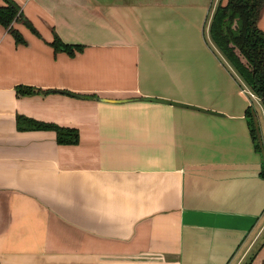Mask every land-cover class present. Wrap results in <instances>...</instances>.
Returning a JSON list of instances; mask_svg holds the SVG:
<instances>
[{"label":"crops","instance_id":"crops-1","mask_svg":"<svg viewBox=\"0 0 264 264\" xmlns=\"http://www.w3.org/2000/svg\"><path fill=\"white\" fill-rule=\"evenodd\" d=\"M13 1L37 35L0 26V264H235L264 178L249 99L203 35L214 0Z\"/></svg>","mask_w":264,"mask_h":264},{"label":"trees","instance_id":"trees-1","mask_svg":"<svg viewBox=\"0 0 264 264\" xmlns=\"http://www.w3.org/2000/svg\"><path fill=\"white\" fill-rule=\"evenodd\" d=\"M263 8L264 0H225L224 3H217L208 19L207 34L211 44L224 58L236 79L249 89L264 109V33L258 27ZM13 22L22 23L32 34L37 35L28 20L23 17L18 5L13 0H2L0 26L6 29L14 42L24 43L17 30L11 26ZM49 46L54 52L61 51L68 55L80 49L79 46L62 43L53 31ZM16 90L21 94L34 91L29 87H17ZM244 118L253 149L259 153L262 144L254 110L250 109V105L244 110ZM16 125L19 130L53 131L58 144L76 142L77 136L73 130L52 124L16 117ZM260 173L264 178L263 168ZM259 264H264V257Z\"/></svg>","mask_w":264,"mask_h":264},{"label":"rangeland","instance_id":"rangeland-1","mask_svg":"<svg viewBox=\"0 0 264 264\" xmlns=\"http://www.w3.org/2000/svg\"><path fill=\"white\" fill-rule=\"evenodd\" d=\"M224 1L225 0H214V5L212 7V11H213V8L215 7V5L217 3H224ZM11 26H12V24H11ZM203 35H204L205 41L209 45L211 42H210V40L208 38L207 26H206V28H204ZM212 49H214V52L217 53L216 56H218L219 59L224 60V58L220 55V53L214 47ZM224 65L228 68V70L232 74H234L233 71L231 70V68L228 66V64L226 62H224ZM237 81H238V84L240 85V89L245 93V95L249 99L250 109L254 110V114H255V118H256V124H257V128H258L259 135H260V141H261L260 143L263 145V146L261 145V151L259 152L260 165H261L260 167H261V169L262 168L264 169V137H263V140H262V137H261V134H260V130H259L260 123L264 127V109L261 106L260 102L256 99V97H254L251 94L249 89L244 84L239 82V80H237ZM262 219L263 220L261 221L259 226L256 227L255 231L250 236L248 241L244 243V248L239 253V256L237 257V259L235 260L236 261L235 264H248L249 262L251 264H258L259 263V259H261L262 255H264V243H263L264 242L263 241L264 217Z\"/></svg>","mask_w":264,"mask_h":264},{"label":"water","instance_id":"water-1","mask_svg":"<svg viewBox=\"0 0 264 264\" xmlns=\"http://www.w3.org/2000/svg\"><path fill=\"white\" fill-rule=\"evenodd\" d=\"M101 100L106 101V102H120V101H122V100H109V99H101ZM143 100L159 102V103H165V104H171V105H175V106L188 107L186 105H183V104H180V103H177V102L167 101V100H163V99L144 98Z\"/></svg>","mask_w":264,"mask_h":264}]
</instances>
